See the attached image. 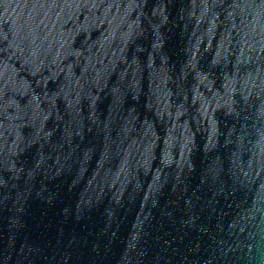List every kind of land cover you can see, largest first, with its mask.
Masks as SVG:
<instances>
[{
	"label": "water",
	"instance_id": "1",
	"mask_svg": "<svg viewBox=\"0 0 264 264\" xmlns=\"http://www.w3.org/2000/svg\"><path fill=\"white\" fill-rule=\"evenodd\" d=\"M0 264H264V0H0Z\"/></svg>",
	"mask_w": 264,
	"mask_h": 264
}]
</instances>
